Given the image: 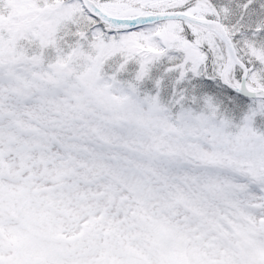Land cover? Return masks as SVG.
Segmentation results:
<instances>
[{
	"label": "snow or ice",
	"instance_id": "snow-or-ice-1",
	"mask_svg": "<svg viewBox=\"0 0 264 264\" xmlns=\"http://www.w3.org/2000/svg\"><path fill=\"white\" fill-rule=\"evenodd\" d=\"M0 264H264V0H0Z\"/></svg>",
	"mask_w": 264,
	"mask_h": 264
}]
</instances>
